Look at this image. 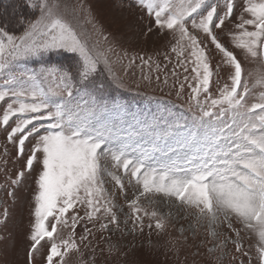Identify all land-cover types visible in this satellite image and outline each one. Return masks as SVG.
<instances>
[{"label":"snow or ice","instance_id":"6c2138e0","mask_svg":"<svg viewBox=\"0 0 264 264\" xmlns=\"http://www.w3.org/2000/svg\"><path fill=\"white\" fill-rule=\"evenodd\" d=\"M138 4L152 18L148 34L154 29L171 34L174 43L170 52L176 56L172 75H177L176 68L192 73L188 87L199 115L191 130L177 122L175 127H184L187 134L176 138L174 147L158 143L174 135L171 125L155 134L150 148L133 147L125 140L114 142L113 130L93 122L92 110L73 104L78 89L86 88L102 72L114 73L124 56L116 54L115 42H110L102 30L105 46L99 42L90 46L61 11V0L31 4L39 8L40 15L18 38L0 28V76L6 77L0 83V129L6 132L7 142L16 147L17 158L26 155V142L32 144L23 169L10 179L11 185L21 184L34 165H40L29 264L44 243L48 244L45 264H65L70 252H79L82 245L87 247L85 242L90 243L89 237L94 235L89 224L95 227L97 222L101 232L126 230L133 234L143 231V217L147 216L154 218L155 228L162 231L164 220L140 203L151 197L173 200L177 210L193 209L195 224H207L213 241L209 251H223L230 242L236 252L247 256L241 228L234 227L239 222L257 236V264H264V0H244L237 31L229 33L233 48L261 61L260 69L247 73L236 53L217 34L233 16L236 0H223L222 6L220 0H138ZM200 34L222 54V63L232 69L230 83H225L215 98L210 87L214 70ZM55 49L78 54L80 67L75 74L60 69L19 75L12 72L14 61ZM136 59L143 64L151 61V57H128V65L122 70L134 66ZM48 79L51 83L45 88L42 83ZM183 79L187 82L189 76ZM184 87L181 83L177 95ZM255 88L261 89L259 102L249 105ZM158 153L163 156L158 157ZM105 176L127 200L133 224L130 229L127 219L125 228H121L115 194L105 187ZM127 186L135 189L131 199H127ZM7 194L14 195L12 191ZM78 226L83 227L80 236L76 233ZM221 227L234 233L235 239L230 235L221 238L217 230ZM62 230H67L66 236L60 235ZM248 264H252L251 259Z\"/></svg>","mask_w":264,"mask_h":264},{"label":"rangeland","instance_id":"374dc122","mask_svg":"<svg viewBox=\"0 0 264 264\" xmlns=\"http://www.w3.org/2000/svg\"><path fill=\"white\" fill-rule=\"evenodd\" d=\"M31 4H39L41 0H19ZM11 2V3H10ZM15 0H0V21H17L22 17L28 21L26 26L19 29L16 27L11 32L4 29L9 35L20 37L28 29L29 24L34 22L40 15L38 7L36 14L31 15L28 10L21 12V7ZM221 6L223 0H220ZM66 6V7H65ZM244 0H236V8L233 16L226 21L223 30H217L218 37L226 46L233 50L241 60L245 72L261 68L260 60L247 57L240 49L231 46L229 33L237 31L235 25L240 23L239 17L243 14ZM61 11L71 20L77 31L88 40L89 45L99 42L101 47L105 46L100 30L109 41L115 42V51L119 56H124L122 64L115 65L114 73L107 71L97 75L94 81L86 88L78 89L73 97V104H80L94 112L93 122L113 130L114 142L125 140L133 147L140 145L150 148L155 142V134L168 130L173 136L167 140H160L159 146L165 143L175 146V139L186 135L187 130L193 127V120L198 118L199 109L195 102L190 99L191 90L188 83L191 82L192 73H184L181 68H176V76L172 75L176 65V56L170 52L171 34L158 32L155 29L148 34V28L152 27V18L139 6L138 0H61ZM32 16V17H31ZM30 18V19H29ZM245 18L247 15L245 14ZM92 21V22H89ZM10 27V26H9ZM207 44L210 62L214 70L211 83V95L215 98L225 83H230L231 67L222 63V54L208 43L203 34H200ZM126 53V56H125ZM143 56L145 60L151 57V61L143 64L136 59L135 65L126 68L128 57ZM168 59H165V57ZM116 57H113L115 60ZM157 64L159 68H157ZM217 65H220L217 68ZM80 67L78 54L55 49L39 56L24 57L12 64V72L19 75L22 72L28 74L40 73L42 69L55 71L71 70L76 73ZM189 76V81H184V76ZM148 76L150 79H144ZM160 79L157 80L156 77ZM167 76V83H164ZM6 77L0 76V83ZM51 80H45L42 86L47 88ZM185 87L180 95V84ZM252 85L250 79V86ZM260 88H255L249 96V105L259 102ZM54 99H59L54 97ZM203 99V96H201ZM227 119V117H225ZM187 125L176 128L175 125ZM34 143V141H33ZM5 147L8 154L4 155ZM32 147L26 142V155L17 158L16 147L6 140V132L0 129V264H29L28 249L31 245L29 239L31 225L34 223V195L37 191L35 183L38 176L39 164L34 165L30 174L19 185H11L10 179L16 177L17 172L23 169L27 152ZM167 151V149H164ZM171 155V153H169ZM162 157L163 153H158ZM109 170L112 169L109 167ZM127 185V180H125ZM105 187L109 193L115 194V203L121 228L124 229V221L128 220L127 228L133 227L131 210L127 206L124 194L119 192L110 177L105 176ZM8 191L14 195L9 196ZM135 189L127 186V199L133 198ZM141 206L149 212L155 211L159 218L165 223L164 229L155 228V219L143 217V231L137 230L128 234L113 230V232H101L99 222L95 227L89 224L93 236L87 247L81 246L79 252H70L65 257V264H257L256 243L257 236L244 230L239 222L234 227L241 228L244 249L247 256L236 252L234 245L228 243L223 251L213 249V241L208 235L207 224H195L193 209L180 210L173 200L160 197L142 199ZM6 211V215H5ZM83 215V212H81ZM100 222H106L101 220ZM149 225H152L150 228ZM190 225H195L194 228ZM183 228V233H181ZM223 235H230L235 239L234 233L226 228H218ZM77 236L83 234V227L76 229ZM61 236L67 235V230H62ZM111 237V239H108ZM186 237V239H185ZM111 245H116L111 248ZM48 244L44 243L41 252L36 255L33 264H45L44 254L47 252ZM235 257V259H233Z\"/></svg>","mask_w":264,"mask_h":264},{"label":"trees","instance_id":"16d2710c","mask_svg":"<svg viewBox=\"0 0 264 264\" xmlns=\"http://www.w3.org/2000/svg\"><path fill=\"white\" fill-rule=\"evenodd\" d=\"M17 3H18V5H19V7H21L20 9H21V12L23 13L24 12V10H28V12L29 13H31V15L33 16V15H35L36 14V9H33L32 7H30V6H28V4L26 3V2H24L23 3V1H19V0H15ZM26 1V0H25ZM11 3V2H10ZM17 3H15V4H17ZM31 16V17H32ZM30 19V18H29ZM28 23V21H26V20H24V18L22 17V19L20 18L19 20H17V21H15V20H13L12 22H10V21H4V22H2V21H0V28L2 27V28H4V29H9L11 32L13 31V29L15 28L16 29V27L19 29V27H20V29H22V27H24V26H26V24ZM10 26V27H9ZM14 32V31H13Z\"/></svg>","mask_w":264,"mask_h":264}]
</instances>
